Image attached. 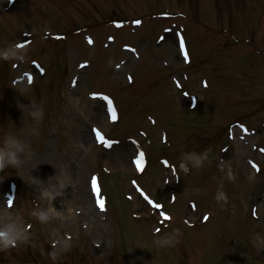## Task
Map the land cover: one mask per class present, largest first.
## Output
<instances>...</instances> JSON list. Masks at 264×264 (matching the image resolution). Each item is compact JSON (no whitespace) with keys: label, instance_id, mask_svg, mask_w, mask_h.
<instances>
[{"label":"rangeland","instance_id":"1","mask_svg":"<svg viewBox=\"0 0 264 264\" xmlns=\"http://www.w3.org/2000/svg\"><path fill=\"white\" fill-rule=\"evenodd\" d=\"M76 1L79 2L81 6H90V0ZM184 3L187 8L189 6H191L192 8L194 7V0H184ZM6 4V0H0L1 7L5 6ZM115 4L116 3L111 0H100L99 6L110 8ZM21 6L24 5L21 4ZM42 6L43 3L40 0H31L29 11L21 14L23 20L27 21L26 25L23 24L22 26V24H19L21 21H18L16 23V25L18 24L16 29H20V31H23V29L32 30L34 27L38 28L39 24L43 23L44 21L47 22L45 19H49L50 21L51 19H53V22H56L54 15L51 14L48 9L43 10L44 15L41 14ZM219 7L222 8V10L219 9L221 19H230L234 29L243 33L244 25L248 20L251 12V3H249V0H236L235 5H229L228 3L225 4V2L222 0V3L221 5H219ZM200 8L203 12L207 13V15H205V20L210 23L212 18L208 15L207 0L200 1ZM231 8L233 9L229 12L228 9ZM92 11L94 12V10ZM81 12H84L83 8H81ZM14 13V10H10L11 15H14ZM76 16L78 17V14H76ZM256 29L257 31H262V33L264 34L263 26H258ZM2 33L3 32L0 30V35H2ZM250 33H254L253 28H251ZM226 40L227 39H225L224 41ZM250 43L251 46L245 44L242 45L243 50L242 54L239 56V61L245 69L250 68L249 73L246 72V74L244 75L245 81L247 82L246 86L249 85L259 87L261 85H264V39L260 41L254 40ZM70 44L72 47H74L76 42L71 39ZM168 47H171L172 50L168 48L163 49L171 54L170 57L173 63L175 65L178 64L179 58L176 56L177 50L175 47V41L172 42V44ZM234 49L235 48L232 47V50ZM1 51L2 50L0 49V105L5 101L4 96L14 95V98L11 105L12 114L10 116L2 109V117L4 122L6 123L4 130L0 131V146L3 147V150L15 152L18 158V162L16 165L6 164V166L3 168V176L0 182V230H2L3 228L9 229L11 231L9 234L15 238L14 249H11L8 245L5 246V244H2L0 242V264H33L31 263V261H29L30 255L25 257L21 253V250L25 248V243L28 235L26 226L24 228V225L27 224L28 220H30L28 214L24 211L25 205L22 201H25L27 199V195L29 197L30 194H40V189L42 188L41 184L44 179L53 174L56 171L58 165L63 161L69 159L71 157V154H75L79 151L81 144V135L83 134L85 129L88 130V124L90 123V121L101 120L105 122L106 114L104 113L101 116L97 114L98 103L93 102V99L87 94V92L89 91L88 89L94 87H88V81L84 79L86 77V74H84V77L83 75L80 76L73 87L69 85V87L65 89V86H62V79H65L69 74L68 70L65 71V74L57 72L54 73V71L50 72L49 70L50 75L48 80L50 82L52 76H55V81L59 82L58 91L60 92V96L52 95L51 97L47 96L44 99L38 98L31 101L26 100V103L20 102V106L17 109V96L20 95L23 97L22 93L23 90L26 89V87L24 84L13 87L10 85L9 79L18 75L21 70L27 67V65H23L17 68H10L9 65L3 63L5 62V59L2 58ZM92 51L93 50L90 47L81 49L79 52V57H85L88 54H91ZM22 55L27 59H31L32 56H35L30 49L22 52ZM165 56H167V54H165ZM189 70L193 71V77L188 83L189 85L193 86L194 78L196 77L199 80V77L197 75L196 68L189 67ZM117 71L118 70H113L114 75H117ZM101 72L103 73L102 69L99 70V73ZM71 73L70 77L72 75H76L75 72H73L72 75ZM119 75H122L121 70H119ZM224 79L225 78H220L215 82V85L218 86L220 84H224ZM115 84L119 83L116 82ZM105 88H107L109 91L115 89L110 86ZM117 88H119V86ZM119 90L125 93V96L122 97L119 91V100L123 107L122 111L125 116L128 111L132 112V110H135V108L137 107V101L134 100L135 98L133 97V89H130L128 91L127 89L119 88ZM24 93H26V91H24ZM166 93L171 95V99L176 98L179 99L180 103L183 102L178 96L177 92L167 90ZM109 98L111 100L113 99V97L111 96ZM226 99H229V96H226ZM232 102L237 101L232 99ZM245 107L246 106H243L242 109L245 110ZM251 111L256 115L257 119L258 117H260L263 110H259L258 107H251ZM223 114L225 116H230L235 113H231L228 109L225 108ZM142 125L148 129V131L150 132V136L153 138V145L149 149L150 160L159 164V162L157 161L158 155L160 154L159 150L161 147L165 146L159 140V123L156 126L148 127L146 121L143 119ZM107 126L108 125H106L105 127ZM119 131L116 130L112 131L111 133L123 136V133H120ZM13 140H15L16 143H12ZM194 140L195 138L190 141V144ZM216 143L206 141L205 144L209 147L204 150L203 155H199L196 157V163H203L205 168L208 167L211 163L212 158L217 155V151L219 148H217ZM94 145L95 144L94 141H92L91 134L90 141L86 142V144L82 143V149H87L90 153L88 157L80 156L78 160L73 161L76 164V170L81 174V180L78 184V191L82 193L81 189L84 188L86 194L91 197V195L89 194L87 178L91 172H96L102 175V179L104 178L106 187L109 185L112 186V184L113 186H115L114 181L117 177H119L120 180H123V184L127 185V188H123L124 192L127 191L134 194L132 187H130L128 183V178L133 173V169L129 164V154L133 153L134 146L129 142L123 141L122 144L115 147L112 151L104 154V156L107 158L108 165L115 170V176L112 177V182H110L111 176L105 173L102 165L99 164L97 158L102 149ZM66 147L68 148L66 149ZM241 150L249 155L252 149L250 146H244ZM187 152L189 153L192 151L188 150ZM196 152H198V149ZM236 154L237 155L233 153V149H229V151L226 153L225 162H214L218 167H225L224 179L227 184L226 188H224L223 186H219L214 193V196L222 203H225L228 198L234 200L238 196V191L236 189V183L232 182L233 177H235L236 175L245 174V177L248 180L252 181V183L247 184V188L242 192V199L244 200L243 202L245 203V206L249 207L256 194H259L264 198V178H255L253 176V171H249L248 165L244 163V161H242L244 159H241V157H239L238 152ZM75 156H78V153ZM206 156H208L207 161H205L204 159ZM183 157L184 156L182 155L179 159L181 160ZM162 179L163 173L159 172L154 180L145 178V183H143V185H147V187H149L150 189L159 191L161 190ZM262 180L263 186L258 187L260 186ZM10 183H13L16 187V197L15 188ZM198 183L199 182H193L190 187H196ZM182 186L183 181L180 184L179 188H181ZM7 191H10L11 199L14 201L12 208H7L5 205L4 195ZM108 192L112 200V195L110 191ZM118 192L119 193L114 196V199L119 202H126L130 208V211L133 209L137 211H143L146 208L147 204L138 196L136 197L135 194L134 196L137 198V201L135 204L131 205V203H129L124 198V192L121 194L122 189L118 188ZM152 194L157 198L164 199V196L157 192H154ZM85 200L86 199L83 197V202L77 201L75 205L77 207H84ZM258 201H261L260 198L258 199ZM258 204L260 205V209L264 214V201L261 203L258 202ZM136 205H138V209ZM199 205L205 207L203 209L204 211L213 208V213H210V216H212L214 213H216V215L206 225L204 232L199 233L191 231L188 234V248H190L191 250L187 252V264H213L217 253H222L220 249V243L230 240L231 235L228 231H225L227 227L225 215L223 214V212H217V209L215 208V205L210 198L209 191H203V197L199 201ZM180 206L182 207L183 214H193L186 201H182ZM60 213H63L64 216H71L62 209H60ZM127 214L131 218V220H133V218L130 216L129 211H127ZM248 214L249 211L246 213V215ZM41 216H44L45 218L41 219L40 217V220H38V225L40 228V233L45 242H48V240L52 239L54 236H56L58 233L60 234L61 232L64 237V243L63 247L59 248L71 252L73 251V254L71 256V261L73 264H82V262L84 261H89V264H173V262H168L169 257L166 255V253H164L163 256V251L165 248L161 250L159 258H148L146 252H143V248L141 245L142 242L140 241V238L138 237L139 234L137 233H134L132 238L127 241L128 245L120 247L119 234L113 231V228L111 226V219L110 221L108 220L107 213L105 215L106 219L102 220L100 215L95 213V218L93 217L94 222L92 223L88 222L87 218L83 216L79 218L75 217V219L72 221H65L63 217L58 218L59 220H54L52 218V214L49 211L41 214ZM259 222L263 224V227L260 228V238L264 243V216ZM238 224L239 220L235 218H232L229 222V228L233 233L238 232ZM137 225L141 232L148 234V232H150V226H153L154 223L152 222L151 224H149V222H147L146 220H138ZM67 236H69L70 238ZM150 237L154 242L156 238L152 236ZM260 238H255V241H257V243H260ZM95 240L98 241V247H94L91 244V241L96 243ZM138 240L141 243L140 252L135 250V248L138 246ZM182 244L185 245L184 238L182 240ZM74 248H78L85 254L83 255L78 251H74ZM127 249H129V253L127 252ZM95 252L97 253L96 255L94 254ZM244 254L245 256H248L247 253ZM52 255L54 256L52 260H54L56 264H59L58 258H56L53 253ZM39 256L43 260H39L38 264H40L41 261L49 260V258H47L48 254L44 253L43 251H41ZM254 263L255 262L252 260V258H250V264Z\"/></svg>","mask_w":264,"mask_h":264},{"label":"snow or ice","instance_id":"2","mask_svg":"<svg viewBox=\"0 0 264 264\" xmlns=\"http://www.w3.org/2000/svg\"><path fill=\"white\" fill-rule=\"evenodd\" d=\"M136 23H139V21H136ZM111 39H113V38H112V37H109V40H111ZM20 46H22V45H20ZM125 47H129V46L126 45ZM179 47H180V49L183 51V55H184V57L187 58V51H186V49H185L184 41H183L182 38H180V40H179ZM133 51H134V49H133ZM85 63H86V62H85ZM81 66H83V65H81ZM129 79H131L130 76H129ZM73 85H75V81H73ZM90 95L93 96V97H95V96L100 95V94H98V93H90ZM104 99L108 101L110 116H111V118H112L113 120H115V119L117 118V116H116L115 109H114L113 107H111V101H110V99L107 98V97H104ZM93 132L95 133L98 142L103 143V144L105 145V147H111V145H112L113 143H116L115 141H109V140H107V139L105 138V136L99 131V129H95V128H93ZM143 155H144V154L141 152V153L139 154V156L135 158V161H134V162L136 163L137 166H140V165L142 164V161H143ZM132 183H133L134 185L136 184L135 181H133ZM138 191L141 192V194L144 196V198H145L146 200H149V198L147 197V195H146L145 193H143V190H142V189H138ZM149 202H151V201L149 200ZM156 207L159 208L160 205L157 204ZM165 217L167 218V214H165Z\"/></svg>","mask_w":264,"mask_h":264},{"label":"clouds","instance_id":"3","mask_svg":"<svg viewBox=\"0 0 264 264\" xmlns=\"http://www.w3.org/2000/svg\"><path fill=\"white\" fill-rule=\"evenodd\" d=\"M12 143H16V141L13 140ZM17 162H18V158L15 152L0 150V168H4L6 164L16 165ZM44 218H45L44 216H41V219H44ZM0 239H3L5 246H7L9 244H13L15 238L6 232L3 235V237H0Z\"/></svg>","mask_w":264,"mask_h":264},{"label":"bare ground","instance_id":"4","mask_svg":"<svg viewBox=\"0 0 264 264\" xmlns=\"http://www.w3.org/2000/svg\"><path fill=\"white\" fill-rule=\"evenodd\" d=\"M167 39L168 40H171V36H167ZM88 136H89V134L87 135H85L84 136V138H83V140H87L88 139ZM71 162H66V164H70ZM76 170L75 169H73L72 170V172L71 173H67L68 174V180L71 182L72 180H74V178L76 177V172H75ZM70 172V171H69Z\"/></svg>","mask_w":264,"mask_h":264}]
</instances>
